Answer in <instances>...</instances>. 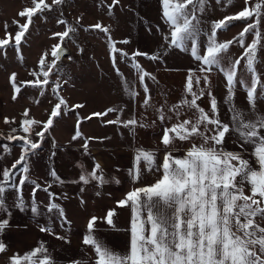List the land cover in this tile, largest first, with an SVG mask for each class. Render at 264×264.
Segmentation results:
<instances>
[{"label":"snow or ice","instance_id":"obj_1","mask_svg":"<svg viewBox=\"0 0 264 264\" xmlns=\"http://www.w3.org/2000/svg\"><path fill=\"white\" fill-rule=\"evenodd\" d=\"M118 2L119 0H113L114 4ZM225 2L230 4L231 0ZM62 3L64 0H51V3L46 0H32L33 6L25 7L18 14L26 22H13L18 29L14 44H10L8 38L0 39V50L14 47L19 53L33 18L55 11ZM216 3L220 4L221 0H216ZM248 3L249 0H245V4ZM208 5L209 0H161L162 19L169 29L163 36L165 45L162 48L174 47L185 52L190 51L191 56L198 62V67L189 69L179 103L170 107L161 105L155 109L158 127L162 131L159 141L162 147L145 149L141 146L134 149L133 166L129 172L134 186L123 199L116 202L118 207H128L131 210L127 250H114L96 235L98 220L102 219L109 226L114 224L115 212L110 209L104 217L92 216L87 223V232L82 243L93 249L94 262L90 258L81 257L70 264H264V113H260L255 107L258 99H264V81L255 67L259 62V51L264 50V32L260 30V23L264 20V0L245 6L235 15H225L222 19L211 22L203 18ZM253 17L255 19L246 23L234 39L226 42L218 40V32L226 30L233 21L247 22ZM57 23L67 22L59 19ZM4 27L7 36L8 25L5 24ZM94 27L99 29L101 25L97 23ZM75 31L76 28L68 25L65 31L53 35L63 41ZM248 34L253 36L250 43L245 42ZM234 43L243 49L239 56L230 52ZM109 48L112 49L111 44ZM64 52L65 48L60 43L54 45L51 50L52 62L48 64L42 57L39 61L40 72L33 73L43 79L27 81L33 87L39 88L41 95L44 94L45 86H51L52 95L58 102L51 107L42 130H35V126L41 123L39 121H23L27 125L22 128L23 133L34 132L38 139H31L26 135L7 136L9 142H21L22 153L12 163L11 168L5 166L0 172V214L7 213L6 194L12 191L15 193V207L20 211L30 210L33 217L41 216L43 213L35 194L42 190L49 199L46 211L50 217H56L61 228L70 224V221H67L61 204L55 202L61 197L50 191L53 183L46 182L47 187L41 188L27 174L30 172V158L41 148L46 130L54 124L53 118L60 117L62 109L67 107V102L58 95L60 84H53L49 79L50 74L59 72L57 61ZM162 55L163 51L150 57L139 51L131 57L127 53L121 54L122 59L131 60L136 80L145 93L141 106L146 109L150 104V88L146 81L155 80L156 77L144 70L136 62V57L145 56L159 60ZM113 67L117 75H121L115 62ZM213 69L219 70L226 81L227 95L224 104L229 114L227 122L221 119L218 101L210 87L207 91L201 87V81L205 86L210 84L209 74ZM238 85L246 92L249 104L247 110L240 109L234 103V92ZM122 87L129 98L137 97L136 84L123 79ZM15 91L19 92L20 89L16 88ZM205 96L209 98L208 110L198 103ZM122 111L123 109L109 108L105 113L93 115L102 116L109 112ZM24 115H28L27 110ZM5 123H8L7 118ZM107 123L125 128L148 126L138 120L135 114L127 120H122L117 115L115 120ZM156 123L153 121V124ZM16 132V128L11 129V133ZM232 134L237 136L242 151L226 148L227 137ZM185 144L189 145L186 149ZM0 147L3 149L0 155H10V143H4ZM248 147L252 149L250 158L244 155ZM182 149L183 153L179 154ZM17 166L19 173L13 171ZM79 167L78 181L84 185L90 182L98 185L109 182L99 164H95L91 170L84 166ZM145 173L153 174L157 178L153 183L135 187ZM49 175L55 183H62L54 169ZM111 180L119 182L116 177ZM26 185H32L29 203H26L22 192ZM246 190L251 195L246 194ZM8 225L7 218L0 220V232ZM40 231L48 232L58 239H65L58 236L51 225L41 226ZM3 251L5 245L0 242V252ZM10 264H56V261L46 243L41 241L36 248L23 256L14 254L10 257Z\"/></svg>","mask_w":264,"mask_h":264},{"label":"rangeland","instance_id":"obj_2","mask_svg":"<svg viewBox=\"0 0 264 264\" xmlns=\"http://www.w3.org/2000/svg\"><path fill=\"white\" fill-rule=\"evenodd\" d=\"M46 2L51 3V0H46ZM255 2L257 0H249L246 5L245 0H231L230 4L221 0V3L217 4L216 0H209L208 9L203 18L209 22L218 21L225 15L237 14L245 6H251ZM32 6V0H0V39L8 38L10 44H14L15 32L18 29L13 22L25 23V18H21L18 14L25 7ZM59 19L67 23H57ZM253 19L255 18L247 22L245 20L233 21L226 30L218 32V40L226 42L234 39L246 23L252 22ZM97 23L101 25V28L94 27ZM5 24L8 25L7 36ZM68 25L76 28L75 33L70 34V37L61 41L59 37L53 35V33L65 31ZM260 30L264 32V20L260 23ZM168 32L169 29L162 19L161 0H119L116 4L113 0H64V3L57 6L55 11L34 17L26 38L22 40L19 53L14 47L0 50V91L4 95V112L8 120L6 125L19 130L24 125L25 119H31L41 122L40 125L35 126L36 131L43 129V123L50 115L51 107L58 101L52 95L51 86H45L44 94L41 95V90L28 84L27 81L43 79L42 76H36L33 73L40 72L39 61L42 57L46 63L52 62V47L60 43L65 48V52L57 61L59 72L50 74L49 79L53 84H60L58 95L67 102V107L62 109L60 117L53 118L54 124L46 130L41 148L36 151L35 155L43 154L50 157V150L61 153V155L75 154L81 151L79 146H83L85 153L92 154L88 148L90 145H94L97 149L96 154L102 156L112 154L109 156L111 157L123 153L118 146L122 142L130 143L129 133L132 134V127L125 128L122 125L109 124L107 121L115 120L117 115H120L122 120L132 117L133 99L125 93L122 80L127 79L136 84L137 92L139 84L135 70L131 66V60L122 59L121 54L127 53L131 57L133 53L139 51L147 53L150 57L163 51L159 60H152L145 56L136 57V62L152 76L160 73L161 69L166 70V74H177L181 71L178 69L189 70L198 67V62L191 56L190 51L185 52L174 47L162 48L165 45L163 36ZM202 39L206 38L202 37ZM252 39L253 36L248 34L245 42L250 43ZM110 44L112 49L109 48ZM230 52L239 56L243 53V49L234 43L230 47ZM69 56L71 59H68ZM113 62L120 69L121 75H117ZM255 67L261 75V80L264 81V50L259 51V62ZM13 74H15L14 77ZM214 74L218 76L216 98L220 107L221 119L227 122L229 114L224 104V98L227 95L226 81L217 69H213L209 74L210 81H213L210 75ZM146 82L151 90L153 80ZM16 88L20 91L16 92ZM234 103L240 109H249L246 92L239 85L234 92ZM77 105L80 107H75ZM255 107L260 113H264V99H258ZM109 108L123 109V111L122 113L109 112L102 116L93 115V113H105ZM26 110L27 116L24 115ZM154 118V121L158 120L157 115ZM77 131L81 133L80 137H77ZM13 135L20 136L19 134ZM74 136L77 138L73 139ZM230 137L238 140L235 134ZM29 138L38 139L35 136ZM46 143L47 146H45ZM17 145L11 146L10 155H0V172L5 166L11 168L12 163L21 155L20 142ZM121 145L123 148L125 144ZM2 152L3 149L0 154ZM39 163L36 158L35 165ZM102 163L106 167L111 166L104 161ZM100 169L103 170L102 165ZM118 170L121 172L123 168L119 167ZM13 171L19 173V166ZM115 176L118 178V171ZM36 182L41 185V188L47 187L45 184L42 185L41 180ZM103 187L104 185H98L97 188L92 187L98 189L93 192H97L99 197L87 188L89 190L81 193V200H78L75 194L76 185L73 186V190H66L67 187L61 185L62 191H57L52 186L50 191L61 197L55 202L61 204L67 221H70V224L65 225L64 228L78 229L79 226L76 225L78 218H90V215L96 213L100 214L98 217H101L103 213L105 214L106 208L116 209V202L121 200L123 185L115 182L114 191H108V195L100 194L103 192L101 189ZM40 193L44 194L47 199H42L39 203L47 206L49 203L47 194L38 190L36 196ZM44 223L61 228L60 222L54 215Z\"/></svg>","mask_w":264,"mask_h":264},{"label":"crops","instance_id":"obj_3","mask_svg":"<svg viewBox=\"0 0 264 264\" xmlns=\"http://www.w3.org/2000/svg\"><path fill=\"white\" fill-rule=\"evenodd\" d=\"M178 70L181 71H178L177 74H166V70L163 69H161L160 73L158 74L154 73L156 79L153 80L150 90V104L147 109L141 106L145 98V93L139 87L137 97L132 100V110L136 118L148 126L132 128V134L129 133L131 135L130 143L127 144V142H122L121 144H125L123 145V148L121 147V144L118 146V148H120L123 153L111 157L109 156L112 154H106L109 156H102L96 154L97 149L94 145H90L88 148L91 150L90 152L92 154L85 153L83 146H79V150L81 151L75 154L66 153L65 155H61V153L51 150L49 152L50 157H48V155L45 156L43 154H39L41 156L40 157L34 154L31 156L29 161V178L34 181L41 180L43 186L44 184L47 186L46 182H52L57 191H62V189H60L61 185L67 187L66 190H73V186L76 185V198L81 200V193L89 190L87 188H90L92 194L94 193L93 191H98V189L92 188H97L98 184L95 182H90L88 185H84L82 182H79V166H84L88 170H91L95 164H100L103 166L104 175L107 176L106 178H109L108 183L102 184L104 185V189L101 188L103 192L100 194L108 195V191H114L115 181L111 180V178L116 177L115 173L118 171V184L123 185L122 188L120 187L122 189L121 199H123L125 194L132 190L134 186L129 175V172L133 166L134 149L141 146L145 149H156L158 147H162V145L159 143L162 131L161 128L158 127V120L156 121V124H153V121L155 120L154 116L157 115L155 109L156 106H171L181 101L189 70ZM197 74L201 76L203 75L201 73ZM210 77L213 78V81H210L208 86H205L203 81H201V87H204L206 91L210 87L214 97L216 98L218 76L214 74L210 75ZM198 103L206 110L209 109V98L207 96L203 97L200 101H198ZM4 104V95L0 91V140L4 139L7 141V136L9 134H19L20 136L26 135L29 137L35 136L34 132L28 134L23 133L22 128L27 127V125L20 127L16 133H11V129L13 127H10L5 123L6 115L4 112ZM77 133H79V135H77ZM76 135L77 137H80L81 133L77 131ZM50 140L52 141V139ZM3 144L4 143H0V145ZM17 144H19V142L16 144H11V146ZM239 144L240 143L238 140L236 141L234 137H227L226 148L228 150L235 149L233 151H242ZM45 146H47V143ZM188 146L189 145L185 144L184 149H186ZM0 148L1 151L2 147ZM184 149H182L181 153L179 154H182ZM251 150L252 149L248 147L247 152H244L246 158H250L249 153ZM36 158L40 162L37 166L35 165ZM160 159H163L162 152L160 153ZM102 161L110 164L111 166H104ZM119 167L123 168L121 172L118 170ZM53 169L58 174V177L61 179L62 183L57 184L52 181L49 173ZM156 178L157 177L153 174L145 173L142 176L140 183L135 184V187H141L146 184L153 183ZM31 189L32 185H26L22 188L23 196L25 201L28 203L30 202ZM66 192L68 193V191ZM246 194L251 195L250 191L247 190ZM94 195H98V193L95 192ZM35 199L37 203H39V201H42V199L46 200L47 198L44 194L40 193L37 194V196L35 194ZM6 203L8 205V211L7 213L0 214V220L7 218L9 220V225L3 232H0V242L5 245V251L0 252V264H6V262H10V257H12L14 254L23 256L25 253L36 248L38 243L41 241L46 243L49 252L55 258L56 264H70L71 261L81 257L90 258L94 262L95 255L93 249L90 246L83 245L82 241L84 235L87 232L88 220L92 216L98 217L100 214L96 213L94 215H90V218L85 217V219L78 218L76 224L79 226L78 229H71V227L64 229L53 227L55 233L58 236L65 237V239H58L56 236L49 234L48 232L40 231L41 226H47L44 222L51 219L50 214L46 211V205L39 203L38 206L40 207L43 214L39 217H33V214L30 210L20 211L14 206V192H7ZM108 210L109 209L106 208V212L105 214L103 213L101 218L106 215ZM113 210L115 212V216L113 218L114 224L109 226L103 222L102 219L100 220L101 222L98 220L96 224V235L102 238L106 245L110 246L112 249L124 252L127 250L130 240V233L128 229L130 227L131 210L128 207L120 208L118 206L116 209L113 208Z\"/></svg>","mask_w":264,"mask_h":264},{"label":"trees","instance_id":"obj_4","mask_svg":"<svg viewBox=\"0 0 264 264\" xmlns=\"http://www.w3.org/2000/svg\"><path fill=\"white\" fill-rule=\"evenodd\" d=\"M0 143L16 144V143H18V141L13 140V141L9 142V141H6V140H4V139H1V140H0ZM14 170H16V169H14Z\"/></svg>","mask_w":264,"mask_h":264}]
</instances>
